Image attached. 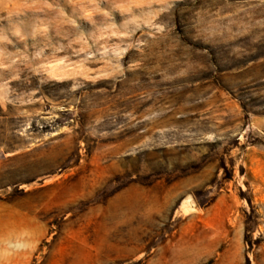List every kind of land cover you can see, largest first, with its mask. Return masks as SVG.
<instances>
[{
    "label": "rangeland",
    "instance_id": "rangeland-1",
    "mask_svg": "<svg viewBox=\"0 0 264 264\" xmlns=\"http://www.w3.org/2000/svg\"><path fill=\"white\" fill-rule=\"evenodd\" d=\"M0 264H264V0H0Z\"/></svg>",
    "mask_w": 264,
    "mask_h": 264
}]
</instances>
